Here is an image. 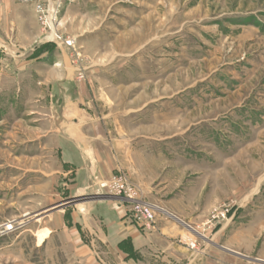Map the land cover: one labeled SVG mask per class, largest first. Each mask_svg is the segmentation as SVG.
Returning <instances> with one entry per match:
<instances>
[{
    "label": "rangeland",
    "instance_id": "rangeland-1",
    "mask_svg": "<svg viewBox=\"0 0 264 264\" xmlns=\"http://www.w3.org/2000/svg\"><path fill=\"white\" fill-rule=\"evenodd\" d=\"M94 123L191 251L264 264V0H0V264H59L45 215L104 198L64 138Z\"/></svg>",
    "mask_w": 264,
    "mask_h": 264
},
{
    "label": "crops",
    "instance_id": "crops-1",
    "mask_svg": "<svg viewBox=\"0 0 264 264\" xmlns=\"http://www.w3.org/2000/svg\"><path fill=\"white\" fill-rule=\"evenodd\" d=\"M64 138L78 160L76 194L91 193L111 174L133 169L130 144L100 140L95 123L89 125L87 133L81 129ZM102 195L101 200L86 199L54 208L45 215L35 245L60 253L59 264H215L211 250L198 253L188 248L178 226L157 218L153 231L142 230L131 219L127 204ZM40 233L45 236L38 241ZM231 248L226 249L230 254L234 253Z\"/></svg>",
    "mask_w": 264,
    "mask_h": 264
},
{
    "label": "built area",
    "instance_id": "built-area-1",
    "mask_svg": "<svg viewBox=\"0 0 264 264\" xmlns=\"http://www.w3.org/2000/svg\"><path fill=\"white\" fill-rule=\"evenodd\" d=\"M64 43L67 46H72L73 40H64ZM97 192L117 197L125 202L131 219L142 230L152 231L155 229L157 212L163 211V209L154 203L144 200L141 189L123 173H114L107 180L100 182ZM13 227L12 222H7L3 225V232L9 231ZM186 239L187 242L185 244L190 249H195L196 241L189 237Z\"/></svg>",
    "mask_w": 264,
    "mask_h": 264
},
{
    "label": "bare ground",
    "instance_id": "bare-ground-1",
    "mask_svg": "<svg viewBox=\"0 0 264 264\" xmlns=\"http://www.w3.org/2000/svg\"><path fill=\"white\" fill-rule=\"evenodd\" d=\"M44 236H45V233H42V234L40 233L38 241H41Z\"/></svg>",
    "mask_w": 264,
    "mask_h": 264
},
{
    "label": "water",
    "instance_id": "water-1",
    "mask_svg": "<svg viewBox=\"0 0 264 264\" xmlns=\"http://www.w3.org/2000/svg\"><path fill=\"white\" fill-rule=\"evenodd\" d=\"M62 205H65V203L59 204V205L55 206V208L60 207V206H62ZM170 215H171L172 217L176 218V217L173 216L172 214H170Z\"/></svg>",
    "mask_w": 264,
    "mask_h": 264
}]
</instances>
